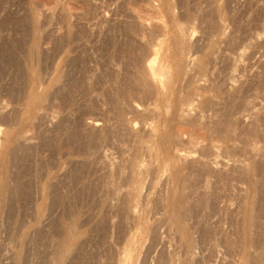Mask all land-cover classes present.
<instances>
[{
	"label": "rangeland",
	"instance_id": "obj_1",
	"mask_svg": "<svg viewBox=\"0 0 264 264\" xmlns=\"http://www.w3.org/2000/svg\"><path fill=\"white\" fill-rule=\"evenodd\" d=\"M174 15L179 20L174 18ZM139 21L146 24H143L145 27L140 26ZM160 22L167 25V31L166 25L163 26L165 31L158 28L157 24ZM178 26L184 35L193 32L191 37L185 38L186 46L182 45L184 49L178 43L180 40ZM159 44L163 45L164 55L170 65L175 68L178 64V68H182L178 71L175 68L176 73L174 72V79L172 78L176 82L175 86L181 87L174 96V98L178 96L179 100L172 99L170 89L166 88L169 92L166 93L165 89L167 95L165 97L170 100L164 102L160 99L158 91L152 90L154 87L151 88L152 85L146 82V77L143 79L144 66L152 60L151 53L153 54L157 48L160 49ZM175 44L183 50V55H186L184 58L182 56V59H179L178 53H175L176 50L179 51ZM139 65H142L141 68L144 67L142 68L144 71ZM141 72L144 73L140 74ZM198 93L202 96L199 97ZM186 104L191 106L190 109ZM204 104L207 106L204 107ZM179 107L187 108L188 111H184L183 108L180 110ZM191 108L193 111H190ZM175 110L178 115L175 114ZM182 111L185 114L190 111L192 116L190 119L194 117H198L196 120L200 121L203 119L202 124L195 122V118L191 119L190 128L192 130L193 124L198 123L199 126L195 125L196 129L194 128L192 132L199 130L201 133L198 134L199 137L202 135L204 139V136H207L206 141L210 135L214 141L212 139L210 143L211 140L210 142L208 140L207 145H215L217 153L219 152L218 155L215 153V156L217 155L215 157L213 152L215 149H211L213 146L211 145L210 151H207L209 146L203 144L202 138L199 139L200 144L204 145L202 147H207L203 149L209 152V154L203 152L208 156H202L206 163H209L207 167H203L207 168V171L195 169L197 170L195 175L203 172L199 177L190 173L189 170H192L190 165L180 163L182 169L189 166L185 173L195 177L194 181L191 176H187L190 182L192 180L199 184L202 180L200 182L202 184L196 183L195 187L191 184L192 188L186 189L187 194L192 192L188 195L191 205L193 204L191 214L194 217L188 220L192 233L190 240L193 242L189 247L188 239L180 235V230L176 228L178 226L171 223L166 212L168 207L164 204L165 196L168 195L171 186L169 171L165 173L163 168L157 166L158 160L161 161L162 158L166 160L173 157L170 162L177 163L173 151L179 147L175 146L177 143L180 146L186 144L187 136L190 137L191 132L188 135L185 133L186 137L183 138L178 132L184 125L189 124L188 119L187 123L183 117V120L181 119ZM26 117L31 118L30 126L24 122ZM263 118L264 0H0V128L4 130L0 136V148L4 140H7L4 137L10 136L8 133L12 130L25 133L28 139L17 145L13 151L10 169L1 167L0 163V193L3 192L4 195L2 198L0 194V214L3 211L0 215V264H120L124 256L122 252L130 248L129 240L136 237V247H132L133 250L130 248V252L134 253L137 248L138 253L139 246L140 251L146 254L145 256L143 252L138 253L141 255V259H138L141 262L138 264H246V262L259 264L260 260L263 263ZM219 121L221 123L217 126L216 122ZM95 122L98 125L101 123L98 128L94 127ZM130 122L134 126V133L127 127L131 125ZM200 124L204 128L209 127L208 130L204 129L208 133L202 131L203 127ZM153 128L157 133L153 134L155 132ZM211 129H214V132L210 133ZM165 132L169 135L172 133L173 138L179 135L182 140L185 138V142L181 139V143L174 141L176 145L172 143V154L160 151L158 157L162 154L159 157L161 159H156L148 151L153 141L163 143L162 135ZM151 133L156 138L151 136ZM224 134L226 138L223 137ZM254 142H257V145ZM229 143L232 146L228 147ZM143 144L148 147L145 149ZM146 153L149 154L148 157ZM163 154H167L165 158ZM128 162L133 165L130 166ZM133 162L136 163V167ZM255 166L257 168L259 166V169ZM145 167H149V170ZM252 167L259 170L254 171L256 176L254 172V175L250 174L251 176L247 173V169ZM154 168H158L159 171ZM142 169L144 172L147 170L146 175ZM8 171L11 175L9 180ZM2 173L6 174L5 182H8L11 188L4 185L5 176H2ZM138 175L140 177L138 179L147 176L144 177L140 204L133 208L140 216V210L136 208L141 209L142 206L141 216H138L142 217L141 220L148 209L149 212L146 214H150V217L145 214L142 225L145 223L146 225L143 226H139L135 220L132 221L134 218L128 209L129 194L138 180L135 178ZM149 182L152 184L148 185ZM253 182H256L258 187L256 185L253 189ZM8 196L10 197L7 198ZM253 201L256 202L255 207ZM144 202L147 208H144ZM198 203L201 206L204 204L202 208ZM246 210L251 212L250 216ZM246 217L247 223L249 221L255 223L250 225L244 223ZM244 224L248 226L245 228ZM140 228L143 231H140ZM252 237L254 241L256 239L258 241L254 242ZM245 241L249 244V254L245 253L246 256L244 254L246 249L242 250V244L247 248ZM141 244L148 245L149 250L146 245L143 249ZM69 245L73 247L67 249ZM243 259L246 260L245 263ZM131 261L128 260L127 264H132ZM136 261L133 262L136 264L138 262Z\"/></svg>",
	"mask_w": 264,
	"mask_h": 264
},
{
	"label": "bare ground",
	"instance_id": "obj_2",
	"mask_svg": "<svg viewBox=\"0 0 264 264\" xmlns=\"http://www.w3.org/2000/svg\"><path fill=\"white\" fill-rule=\"evenodd\" d=\"M155 2H156V1H155ZM157 2H158V1H157ZM159 3H160V2H159ZM167 3H168V5L171 7V5L169 4V1H168ZM167 3H166V4H167ZM121 4H122V3H121ZM154 4H155V3H154ZM124 5H125V3H124ZM161 5H162V4H161ZM128 6H129V5H128ZM156 6H157V5H156ZM169 6H167V7H169ZM170 7H169V9L172 8V7H171V8H170ZM149 8H150V6H149ZM152 8H153V7H152ZM156 9H157V8H156ZM156 9H155V10H156ZM128 10H129V9H128ZM172 10H173V9H172ZM174 10H176V8H175ZM157 11H159V10H157ZM170 11H171V10H170ZM170 11H169V12H170ZM153 12H154V9H153ZM127 13H128V12H127ZM134 13H135V12H134ZM137 14H138V13H137ZM158 14H159V12H158ZM132 15H133V14H132ZM175 15H176V14H175ZM175 15H174V18L176 17ZM133 16H134V15H133ZM159 17H160V16H159ZM171 17H172V16H171ZM132 18H134V17H132ZM138 18H139V17H138ZM176 18H177V17H176ZM140 19H141V18H140ZM156 19H158V18H156ZM177 19H178V18H177ZM159 20H160V19H159ZM163 20L165 21V18H164ZM178 20H179V19H178ZM178 20H177V21H178ZM141 21H142V20H141ZM154 21H156V20H154ZM161 21H162V20H161ZM139 22H140V21H139ZM156 22H157V21H156ZM154 23H155V22H154ZM164 23H165V22H164ZM136 24H137V23H136ZM143 24H144V23H143ZM143 24L140 22L139 25L142 26V27H143L144 25H146V24H144V25H143ZM147 24H148V23H147ZM175 24H176V23H175ZM178 24L180 25L181 22H180V23L178 22ZM178 24H177V25H178ZM157 25H158V28H159V29H160V28L163 29V26L166 25V24H163L162 22H160V23H158ZM177 25H175V26L177 27ZM140 26H139V27H140ZM147 26H148V25H147ZM182 26H184L183 23H182ZM144 27H145V26H144ZM152 28H153V27H152ZM152 28H151V29H152ZM178 28H179V29H178ZM178 28H177V29H178V32H180V33L178 34L180 40L177 39V41L179 40L178 43L181 45L182 49H184V48H185L184 46H186V44H184V42H185V40H186L185 38H188V36L191 37V34H192L193 32H192V33L189 32V33H190L189 35H186V34L184 35V32L181 30V27L178 26ZM142 29H143V28H142ZM145 29H146V28H145ZM161 29H160V30H161ZM182 29H183V28H182ZM139 30H140V28H139ZM154 30H155V29H154ZM167 30H168V29H167V25H166V31H167ZM179 30H180V31H179ZM183 30H185V28H184ZM189 30H190V29H189ZM157 31H159V30H157ZM163 31H165V30L163 29ZM175 31H176V30H175ZM187 31H188V29L186 30V32H187ZM194 33H195V32H194ZM158 34H159V32H158ZM187 34H188V33H187ZM192 35H193V34H192ZM158 36H159V35H158ZM163 38H164V37H163ZM183 39H184V40H183ZM173 40H174V39H173ZM187 41H188V40H187ZM188 42H190V40H189ZM193 42H195V41H193ZM160 43H161V42H160ZM178 43H177V44H178ZM186 43H187V42H186ZM162 44H163V42H162ZM162 44H159V45H161V47L159 46L160 49L157 48V49L154 50V51H153L154 48L152 49V51H153V54L151 53V55L153 56L152 60H151L148 64H147V61H146V64H147V65L144 64V65H145V66H144L145 68L142 67V68L145 69V71H144V69L141 68V66L143 65V64H142L143 62H141L140 64H142V65H141V66L139 65V66H140V69H142V70L145 72V74H144V76H143V79H145L144 77H146V82H148L150 85H152L151 88L154 87L152 90H154V89H155V91L157 90L158 93H159V95H161V98H160V99L163 100L164 102H166V101H168L167 99H169L168 97H165V95H166V94H165V89H166V88H167L168 90L170 89L171 96H170V94H169V96H170L172 99H174V100L178 99V98H177L178 96L175 97V98H174V96L177 95L176 93H177V91L179 90V88H181V87H179V86L177 85V86L179 87V88H177V87L175 86V83H176V82H174V80H173V79H174V78H173V75H174V72L176 73V71H175L176 69H175V68H177V71H178V70H182V68H181V67L178 68V64L176 65V67L174 66L175 68H173L172 65H170V63L166 60L167 57L164 55V52H163V49H164V48L162 47V46H163ZM166 44H167V43H166ZM183 44H184V46H182ZM164 45H165V44H164ZM157 46H158V45H156V47H157ZM175 46L177 47L178 45L175 44ZM191 46H193V45H191ZM176 47H175V50H176ZM183 47H184V48H183ZM173 48H174V47H173ZM177 48H179V51L176 50L175 53H178L177 55H178V57H180L179 59H182V56H183V58H184V56H186V55H183V54H184V52H182L183 50H180V46L177 47ZM187 48H188V47H187ZM192 48H193V47H192ZM166 49H167V48H166ZM171 49H172V48H171ZM189 49H191V47H190ZM186 50H187V49H186ZM186 50H184V51H186ZM2 51H3V50H2ZM152 51H151V52H152ZM191 51H192V50H191ZM206 51H207V50H206ZM143 52H145V51H143ZM186 52H187V51H186ZM5 53H6V51H5ZM147 53H148V52H147ZM173 53H174V52H173ZM190 53H192V52H190ZM201 53H202V52H201ZM141 54H143V53L141 52ZM188 54H189V52H188ZM212 54H213V53H212ZM148 55H149V54H148ZM201 55H202V54H201ZM203 55H204V54H203ZM206 55H207V54H206ZM1 56H2V55H1ZM152 56H151V57H152ZM172 56H173V55H172ZM141 57H142V55H141ZM151 57H149V58H151ZM188 57H189V56H188ZM188 57H187V59H188ZM192 57H193V55H192ZM143 58H144V57H143ZM175 58H176V56H175ZM175 58H174V59H175ZM146 59H147V58H146ZM191 59H192V58H191ZM196 59H197V58H196ZM207 59H208V58H207ZM209 59H210V58H209ZM136 60H137V59H136ZM143 60H144V59H143ZM188 60H189V59H188ZM188 60H187V61H188ZM200 60H201V58H200ZM200 60H199V61H200ZM190 61H191V60H190ZM196 62H197V61H196ZM196 62H195V63H196ZM208 62H209V60H208ZM137 63H138V61H137ZM178 63H180V62H178ZM188 63H189V62H188ZM190 64H191V63H190ZM192 64H193V62H192ZM192 64H191V65H192ZM196 64H198V63H196ZM196 64H195V65H196ZM198 65H199V64H198ZM201 66H203V65H201ZM206 66H207V65H206ZM194 67H195V66H194ZM199 67H200V66H199ZM186 68H187V67H186ZM207 68H208V67H207ZM135 69H136V68H135ZM140 69H139V70H140ZM196 69H197V68H196ZM196 69H195V70H196ZM195 70H194V72H195ZM200 70H201V68H200ZM200 70H199V71H200ZM203 70H204V69H203ZM207 70H208V69H207ZM136 71H137V70H136ZM186 71H187V72H190V70L188 71L187 69H186ZM144 72H143V73H144ZM187 72H185V73H187ZM196 72H197V71H196ZM205 72H206V71H204V74H205ZM143 73L141 72L140 74H143ZM190 73H191V72H190ZM192 73H193V71H192ZM208 73H209V71H208ZM195 74H196V73H195ZM195 74H194V76H196ZM209 74H210V73H209ZM134 75L136 76V74H134ZM138 75H139V74H138ZM200 75H201V74H200ZM139 76H140V75H139ZM197 76H198V75H197ZM205 76H207V75H205ZM207 77H208V76H207ZM209 77H210V76H209ZM134 78H136V77H134ZM139 78H141V77H139ZM172 78H173V79H172ZM187 78H188V77H187ZM198 78H199V76H198ZM200 78H201V77H200ZM203 78H204V77H203ZM143 79H142V81L144 82L145 80H143ZM190 79H191V78H190ZM192 79H193V75H192ZM136 81H137V79H136ZM183 81H184V80H183ZM194 81H195V80H194ZM203 81H204V80H203ZM211 81H212V80H211ZM146 82H145V84H147ZM181 82H182V80H181ZM187 82H188V81H187ZM190 82H192V81L190 80ZM190 82H189V84H190ZM195 82H196V81H195ZM184 83H185V82H183V84H184ZM206 83H207V82H206ZM133 84H134V83H133ZM137 84H138V83H137ZM149 84H148V86H149ZM187 84H188V83H187ZM193 84H194V83H193ZM199 84H200V83H199ZM199 84H198V85H199ZM203 84H204V83H203ZM203 84H202V85H203ZM198 85H196V86H198ZM211 85H212V84H211ZM137 86H138V85H136V87H137ZM141 86H142V85H141ZM143 86H144V85H143ZM145 86H146V85H145ZM186 86H187V85H186ZM193 86H194V85H193ZM196 86H195V87H196ZM206 86H207V85H206ZM206 86H205V87H206ZM133 87H134V86H133ZM136 87H135V88H136ZM183 87H184V86H183ZM190 87H191V86H190ZM198 87H199V86H198ZM207 87H208V86H207ZM212 87H213V86H211V88H212ZM145 88H146V87H145ZM145 88H144V89H145ZM187 88H189V87H187ZM196 88H197V87H196ZM200 88H201V87H200ZM202 88H203V87H202ZM202 88H201V89H202ZM132 89H133V88H132ZM149 89H150V88H149ZM149 89H148V90H149ZM167 89H166V90H167ZM182 89H183V88H182ZM182 89H181V90H182ZM185 89H186V88H185ZM193 89H194V88H193ZM201 89H199V90H201ZM203 89H204V88H203ZM129 90H130V88H129ZM168 90L166 91V93L169 92ZM206 90H207V89H206ZM209 90H210V89H209ZM212 90H213V89H212ZM132 91H133V90H132ZM145 91H146V90H145ZM150 91H151V90H150ZM150 91H147V93L150 92ZM171 91H172V92H171ZM183 91H185V90H183ZM188 91H189V89H188ZM202 91H203V90H202ZM135 92H136V91H135ZM195 92H197V89H196ZM198 92H199V91H198ZM154 93H155V92H154ZM156 93H157V92H156ZM201 93H202V92H201ZM201 93H198L199 97L202 96ZM203 93H204V92H203ZM125 94H126V93H125ZM128 94H129V93H128ZM131 94H132V93H130V95H131ZM138 94H139V93H138ZM149 94H150V93H149ZM149 94H148V95H149ZM195 94H197V93H195ZM204 94H206V92H205ZM204 94H203V95H204ZM211 94H212V93H211ZM126 95H127V94H126ZM139 95H140V94H139ZM145 95H146V94H145ZM152 95H153V93H152ZM155 95H157V94H155ZM179 95H180V94H179ZM214 95H215V94H214ZM123 96H124V94H123ZM127 96H129V95H127ZM142 96H143V95H142ZM166 96H167V95H166ZM186 96H187V95H186ZM193 96H194V95H193ZM205 96H206V95H205ZM205 96H203V97H205ZM35 97H36V96H35ZM153 97L155 98V96H153ZM153 97H152V98H153ZM180 97H181V96H180ZM203 97H202V98H203ZM217 97L219 98V96H217ZM33 98H34V95H33ZM128 98H129V97H128ZM128 98H127V99H128ZM183 98H185V97H183ZM183 98H182V99H183ZM186 98H187V97H186ZM193 98H194V97H193ZM195 98H196V97H195ZM34 99H35V98H34ZM37 99H40V98H37ZM149 99H150V98H149ZM189 99H190V98H189ZM199 99H200V98H199ZM213 99H214V98H213ZM41 100H43V98H41ZM41 100H39V101H40L41 103H43ZM155 100H156V99H155ZM169 100H170V99H169ZM178 100H179V99H178ZM195 100H196V99H195ZM195 100H193V101H195ZM157 101H158V100H157ZM157 101H156V102H157ZM182 101H183V100H181V102H182ZM197 101H200V100H197ZM153 102H154V100H153ZM168 102H169V101H168ZM188 102H189V100H188ZM188 102H187V103H188ZM209 102H210V101H209ZM213 102H214V101H213ZM218 102H219V101H218ZM38 103H39V102H38ZM172 103H173V101H172ZM179 103H180V102H179ZM190 103H192V100H191ZM196 103L198 104V102H196ZM219 103H220V102H219ZM164 104H166V103H164ZM183 104L185 105V103H183ZM194 104H195V103H194ZM194 104H193V105H194ZM199 104H200V103H199ZM199 104H198V105H199ZM32 105H33V104H32ZM157 105H158V103H157ZM161 105H162V103H161ZM168 105H169V104H167V106H168ZM217 105H218V104H217ZM163 106H164V105H163ZM169 106H170V105H169ZM182 106H183V105H182ZM186 106H187V104H186ZM202 106H203V105H202ZM202 106H201V107H202ZM205 106H207V105L204 104V107H205ZM134 107H135V106H134ZM189 107H191V106H190V105L187 106V108H189ZM193 107H194V106H193ZM201 107H200V108H201ZM132 108H133V107H132ZM162 108H163V107H162ZM164 108H165V107H164ZM171 108H173V106H172ZM171 108H170V109H171ZM182 108H183V107H182ZM182 108H181V109H182ZM187 108H186V109L183 108V110H184V111H188ZM200 108H199V109H200ZM213 108H215V107H213ZM155 109H156V108H155ZM160 109H161V108H160ZM168 109H169V108H168ZM179 109H180V107H179ZM181 109H180V110H181ZM189 109H190V108H189ZM191 109H192V110H190V111H193V108H191ZM197 109H198V108H197ZM197 109H196V110H197ZM171 110H172V109H171ZM196 110H195V111H196ZM207 110H208V109H207ZM164 111H165V110H164ZM166 111H167V107H166ZM172 111H173V110H172ZM176 111H177V110H175V114L178 115V113H176ZM190 111H189V113L186 112V114L182 111L183 113H182V112H181V113H182L184 116H183V115L181 116V114L179 113V117L181 116V119H182V120H183V118H184L185 122H186V120L188 119L187 122H188V123L191 122V124H192L191 119H194L195 117L190 119V117H192V116H190V115H191ZM197 111H198V110H197ZM35 112H36V111H35ZM149 112H150V111H149ZM156 112H158V111L156 110ZM161 112H162V111H161ZM201 112H203V111H202V108H201ZM206 112H207V111H206ZM31 113H32V112H31ZM158 113H159V112H158ZM165 113H166V112H165ZM169 113H170V111H169ZM254 113H255V112H254ZM29 114H30V113H29ZM159 114H160V113H159ZM175 114H174V115H175ZM195 114H196V113H195ZM195 114H193V115H195ZM198 114L200 115V111H199ZM198 114H196V115L198 116ZM201 114H202V113H201ZM209 114H210V113H209ZM218 114H219V113H218ZM24 115H25V114H24ZM168 115H169V114H168ZM27 116H28V115H27ZM29 116H31V115H29ZM207 116L209 117V115H207ZM250 116L252 117V115H250ZM250 116H249V117H250ZM32 117H33V116H32ZM158 117H159V116H158ZM182 117H183V118H182ZM200 117H202V116H200ZM218 117H219V116H218ZM254 117H255V116H254ZM26 118H27V119H26V120L24 119V122H25V123H28L29 126H30V125H31V118H29V117H26ZM34 118H35V117H34ZM34 118H32V119H33V122H34ZM152 118H154V117L152 116ZM159 118H160V117H159ZM163 118H164V117H163ZM171 118H172V117H171ZM173 118H174V117H173ZM196 118H198V117H196ZM196 118H195V122H200V123H201V121L203 120L202 118H200V119H202V120L200 121V120L197 119V120H198V121H197ZM204 118H205V117H204ZM212 118H213V117H212ZM178 119H180V118H178ZM181 119H180V121H181ZM189 119H190V121H189ZM207 119H208V118H207ZM214 119H215V118H214ZM263 119H264V118H263ZM20 120H21V119H20ZM35 120H36V119H35ZM157 120H158V119H157ZM165 120H167V119H165ZM222 120H223V119H222ZM169 121H170V120H169ZM172 121H173V120H172ZM256 121H257V120H256ZM262 121H263V120H262ZM262 121H261V122H262ZM154 122H155V121H154ZM181 122H182V121H181ZM185 122H184V123H185ZM187 122H186V123H187ZM193 122H194V120H193ZM208 122H209V121H208ZM254 122H255V121H254ZM254 122H253V123H254ZM34 123H35V122H34ZM34 123H33V125H34ZM95 123H96V122H95ZM125 123H126V122H125ZM131 123H132V122H130V124H131ZM168 123H169V122H168ZM171 123H172V122H171ZM212 123H213V122H212ZM216 123H217V126H219L218 123L220 124L221 122L219 121V122H216ZM216 123H215V124H216ZM28 124H26V125H28ZM100 124H101V123H99V125H100ZM123 124H124V123H123ZM154 124H155V123H154ZM157 124H158V123H157ZM164 124H166V122H164ZM191 124H190V123H189V124H186L187 127H186L185 125L182 127V125H181L182 128H181L180 130H179V127H178L179 124L177 125L178 130H179V131H178L179 134H180L181 136L183 135L182 138H183V137H186V135H188V134L191 132V133L189 134L190 137L188 138V136H187V139H189V140L186 139L187 142H185V140H184L185 138L182 140V138H180L179 135H178L177 137H175V138H177V139H175V138H173V137L171 136L172 133L169 135V133L165 132V134L162 135V136H163V140H164L162 144L156 142V140L153 141V140L151 139L154 143L151 142V143H153V145L150 146V147H151V148H150V151H148V149H147L148 153L151 152V155L155 156L156 159H158V158L161 157V155H162V154H160V156L158 157V154H159L160 151H166L167 154H169V153L172 154V153H171V146H172L173 144L176 145V143H175L174 141H176V142H180V143H181V140H182V141H184V142L186 143V144H184V143L182 142L183 145L181 144V146H180L179 143H177V146H175V148H176V147H179L178 150H177V148H176V151H173V149H172V151L175 152V156H176L175 158H177V161H178L177 163H174V162H172V161L170 162V159L173 158V157H172V158H166V160H164L163 158H162L163 160H162L161 158H159V159H161V161L158 160L159 165H158L157 163H156V164H157V166H158L159 168H163V170H164L163 172H165V171H169V175H170L169 180H170V182H171V186H170L169 189H168V195L165 196V197H166V198H165V199H166V203H164L165 201H164L163 203L166 204L167 207H168V209H167L168 211L166 210V212H167V215H168V217H169V220L172 221L171 223H173V224H175L176 226H178V227H176V228H178V230H180V231H179V232H181L180 235H182L183 238L185 237L186 239H188V240H187V241H188V242H187V244H188L187 247H189V245H190L191 242H192V241L190 240V239H191V235H190V234H192V233H190V229H189L190 226H188V224H189L190 222L188 223V220L190 221V217H191V219L194 218V217H193L192 214H191V213L193 212V211H192V207H193L192 205H193V204L191 205V203H190L191 200L189 199V198H190L189 195H190V192H191V191L188 192V194H189V195H188L186 189H189V190H190V189L192 188V185H191V184H193V186H194V185H196L197 182H196V183L194 182V181H195V180H194V178H195L194 176L192 177L190 174L185 173V169H186V168H185V169H182L183 166H182V168H181V165H182V164L190 165V169H192L193 171H194L195 169H198V168H199V169H202V170H200V171H203L204 169L207 171V168H204V169H203V167H207V165H208L209 163H206V159H203L202 156L205 157V156L207 155V154H203V152H205L206 150H207V151H210L209 148H210V146H211L212 144H211L210 146L207 145V141L209 140L208 142H210V140H211L210 143H212V139H213V138H211V136L209 135L210 139H209V137H208V139H207V141H206L205 138H206L207 136H206V137L204 136V139H203V136L201 135V138L203 139V140H201V141L206 142V143L203 142V144L206 145V146H209V147H208L209 150L206 149V148H207L206 146H205V147H202V146H204V145H203V144H200V140H199V139H201V138L199 137V135L201 134V133H199L200 131H199V130H196V131H194V133L192 132L193 129L195 128L194 126H195V125H196V126H199V125H197L198 123H197V124L195 123V125L193 124V129L191 130V128H190V126H192ZM201 124H202V123H201ZM201 124H200V126H201ZM206 124H207V123H206ZM223 124H224V121H223ZM223 124H222V125H223ZM23 125H24V124H23ZM33 125H32V127H33ZM99 125L96 123V124H94V127H97V128H98ZM134 125H135V124H134ZM171 125H173V124H171ZM203 125L205 126L204 122H203ZM212 125H213V124H212ZM256 125H257V124H256ZM154 126H155V125H154ZM157 126H158V125H157ZM159 126H160V125H159ZM159 126H158V127H159ZM204 126H201V127H203V130H202V129H201V130H202V131H206V133H208L207 130H208L209 127L204 128ZM217 126H216V127H217ZM22 127H23V126H22ZM27 127H28V126H27ZM32 127H31V128H32ZM91 127H93V126H91ZM127 127H129V131H131V132L134 133L135 130H134V126H133L132 124L129 125V126H127ZM148 127H149V126H148ZM161 127H162V126H161ZM164 127H166V125H165ZM177 127H176V129H177ZM201 127H199V129H200ZM210 127H212V126H210ZM223 127H224V126H223ZM258 127H259V126H258ZM123 128H124V127H123ZM162 128H163V127H162ZM13 129H14V128H13ZM32 129H33V128H32ZM135 129H137V128H135ZM153 129H154V128H153ZM156 129H157V127H156ZM156 129H154L155 132H154L153 134L157 133V132H156ZM195 129H196V128H195ZM197 129H198V127H197ZM204 129H207V130H204ZM214 129H215V128H214ZM214 129H213V130H214ZM232 129H233V128H232ZM253 129H254V128H253ZM20 130H21V129H20ZM30 130H31V129H30ZM99 130H100V129H99ZM103 130H104V129H103ZM213 130L211 129L210 133H211ZM215 130H216V129H215ZM220 130H221V129H220ZM257 130H258V129H257ZM3 131H4V130H3L2 128H0V136L2 135ZM22 131H23V130H22ZM104 131H105V130H104ZM163 131H164V130H163ZM163 131H162V132H163ZM169 131H170V130H169ZM217 131H218V130H217ZM217 131H216V132H217ZM20 132H21V131H19V132H13V130H12V131H10V133H8L10 136H7V137H9V138L4 137V138L7 139V140H4L5 142L3 143V145H2L1 148H0V163H1V167H8V168L10 169L9 163L11 162V158L13 157V156H12V153H14L13 151H15L17 145L19 146V145L22 144L24 141L26 142V140H28L27 137H26L27 135H25V133H20ZM127 132H128V131H127ZM138 132H140V131H138ZM145 132H146V131H145ZM149 132H152V131H149ZM213 132H214V131H213ZM223 132H224V131H223ZM147 133H148V132H147ZM185 133H187V134L184 136ZM203 133H204V132H203ZM203 133H202V134H203ZM218 133H219V132H217V134H218ZM220 133H221V132H220ZM140 134H141V133H140ZM151 134H152V133H151ZM151 134H150V135H151ZM153 134H152L151 136H154V137L156 138V136L153 135ZM177 134H178V133H177ZM198 134H199V135H198ZM213 134H214V133H213ZM222 134H223V133H222ZM226 134H227V132H226ZM231 134H232V133H231ZM255 134H256V133H255ZM3 135H4V134H3ZM29 135H30V137L32 136L31 132H30ZM134 135H135V134H134ZM204 135H205V134H204ZM207 135H208V134H207ZM211 135H212V134H211ZM214 135H215V134H214ZM214 135H213V136H214ZM219 135H221V134H219ZM174 136H176V135H174ZM213 136H212V137H213ZM230 136H231V135H230ZM30 137H29V138H30ZM148 137H149V136H148ZM154 137H153V138H154ZM214 137H216V136H214ZM220 137H221V136H220ZM223 137L226 138V137H225V134H224ZM138 138H139V137H138ZM143 138H144V137H143ZM145 138H146V137H145ZM157 139H158V138H157ZM180 139H181V140H180ZM217 139H218V138H217ZM0 140H1V139H0ZM138 140H140V139H138ZM143 140H145V139H143ZM147 140H148V139H147ZM149 140H150V139H149ZM236 140H237V139H236ZM2 141H3V140H2ZM158 141L160 142V141H161V138H160ZM213 141H214V139H213ZM215 141H216V140H215ZM220 141H221V139H220ZM231 141H232V140H231ZM231 141H230V142H231ZM253 141H254V140H253ZM140 142H141V141H140ZM250 142H251V141H250ZM142 143H143V142H142ZM142 143H140V144H142ZM144 143H146V141H145ZM172 143H173V144H172ZM210 143H209V144H210ZM219 143H220V142H219ZM231 143H232V142H231ZM234 143H235V142H234ZM254 143H255V142H254ZM24 144H25V143H24ZM147 144H148V143H147ZM178 144H179V146H178ZM220 144H221V143H220ZM232 144H233V143H232ZM255 144L257 145V142H256ZM255 144H253V145H255ZM143 145H144V144H143ZM149 145H150V144H149ZM184 145H185V147H184ZM221 145H222V144H221ZM235 145H236V144H235ZM144 146H145V145H144ZM212 146H213V148H211V149L214 150V149H215V145H212ZM230 146H232V145H230V143H229V146H228V147H230ZM21 147H24V146H21ZM141 147H142V146H141ZM146 147H148V145L145 146L144 148L146 149ZM181 147H184V149L181 148ZM216 147H219V146H216ZM222 147H223V146H222ZM222 147H221V148H222ZM236 147H237V146H236ZM144 148H143V149H144ZM203 148H205L206 150L203 149ZM223 148H224V147H223ZM232 148H233V147H232ZM234 148H235V147H234ZM250 148H251V147H250ZM259 148H260V147H259ZM145 149H144V150H145ZM202 149H203L204 151H202ZM218 149L221 150L220 148H218ZM246 149H247V148H246ZM18 150H20V148H19ZM22 150H23V149H22ZM139 150H140V149H139ZM200 150H201V151H200ZM213 150H212V151H213ZM224 150H225V148H224ZM262 150H263V149H262ZM140 151H142V150H140ZM199 151H200V152H199ZM207 151H206V152H207ZM212 151H211V152H212ZM247 151H249V150L247 149ZM250 151H251V149H250ZM253 151H254V150H253ZM19 152H20V151H19ZM27 152H28V150H27ZM136 152H137V151H136ZM142 152H143V151H142ZM144 152H146V151H144ZM201 152H202V153H201ZM213 152H214V156H215V153H216L217 155L219 154V152L217 153V150H216V149H215ZM233 152H234V151H233ZM242 152H244V151L242 150ZM251 152H252V151H251ZM254 152H255V151H254ZM148 153H146V154H147V157H148V155H149ZM152 153H153V154H152ZM207 153L209 154V152H207ZM249 153H250V152H249ZM249 153H247V154H249ZM255 153H258V152H255ZM142 154H144V153H142ZM142 154H141V156H142ZM167 154H165V155L163 154V155H164L163 157L165 158V156H166ZM170 154H169V155H170ZM197 154H198V155H197ZM200 154H203V155H200ZM211 154H212V153H211ZM228 154H229V153H228ZM13 155H14V154H13ZM199 155H200V156H199ZM217 155H216V156H217ZM221 155H222V154H221ZM251 155H252V154H251ZM253 155H254V154H253ZM258 155H259V154H258ZM261 155H262V153H261ZM261 155H259V156H261ZM133 156H134V155H133ZM139 156H140V153H139ZM207 156H208V155H207ZM216 156H215V157H216ZM247 156H249V155H247ZM134 157H137V156H134ZM144 157H145V155H144ZM155 157H154V158H155ZM167 157H168V156H167ZM169 157H170V156H169ZM244 157H245V156H244ZM250 157H251V156H250ZM152 158H153V157H152ZM154 158H153V159H154ZM217 158H218V157H217ZM137 159H138V157H137ZM150 159H151V158H150ZM251 159H252V158H251ZM251 159H250V160H251ZM138 160H139V159H138ZM146 160H147V159H146ZM175 160H176V159H175ZM223 160H224V159H223ZM232 160H233V159H232ZM128 161L130 162V160H128ZM133 161H134V160H133ZM150 161H151V160H150ZM153 161H154V160H153ZM211 161H213V160H211ZM253 161H254V160H253ZM258 161H259V160H258ZM12 162H13V161H12ZM129 162H128V163H129ZM147 162H148V161H147ZM218 162H220V161H218ZM222 162H223V161H222ZM235 162H236V161H235ZM241 162H242V161H241ZM248 162H249V161H248ZM254 162H255V161H254ZM133 163H134V162H133ZM152 163L154 164V162H152ZM152 163H151V164H152ZM180 163H181V165H180ZM210 163H211V162H210ZM249 163H250V162H249ZM129 164H130V163H129ZM135 164H136V163H134V165H135ZM137 164H138V162H137ZM145 164H146V162H145ZM220 164H221V163H220ZM227 164H228V163H227ZM234 164H235V163H234ZM256 164H257V162H256ZM260 164H261V163H260ZM10 165H11V164H10ZM13 165H14V164H13ZM131 165H133V164H130V166H131ZM231 165H232V164H231ZM244 165H245V164H244ZM248 165H249V164H248ZM257 165H258V164H257ZM141 166H142V165H141ZM147 166H148V164H147ZM152 166H153V165H152ZM152 166H151V167H152ZM191 166H192V167H191ZM253 166H254V165H253ZM13 167H14V166H13ZM135 167H136V165H135ZM154 167H156V165H155ZM186 167H187V166H186ZM201 167H202V168H201ZM218 167H219V166H218ZM246 167H247V166H246ZM250 167H251V165H250ZM255 167H256V166H255ZM255 167H254V168L252 167V168H250V169H247V173H249V175H250L251 173L254 175V173H255V176H256V175H257L256 172H259V170H257V169H259V166H258V168L256 167L257 169H256ZM8 168H7V169H8ZM145 168H146V167H145ZM147 168H148V170H149V167H147ZM147 168H146V169H147ZM9 169H8V170H9ZM143 169H144V168H143ZM143 169H142L141 171H143ZM146 169H145V170H146ZM156 169H158V168H156ZM156 169L154 168V170H156ZM188 169H189V166H188V168L186 169V171H188ZM209 169H210V167H208V170H209ZM231 169H232V168H231ZM231 169H230V170H231ZM1 170H2V169H1ZM4 170H5V168H4ZM154 170H153V171H154ZM192 170H189L190 173H191V174H192V173H193V174H194V173L196 174V171H197V170H195V172H191ZM205 170H204V171H205ZM212 170H213V169H212ZM220 170H221V169H220ZM226 170H227V169H226ZM230 170H229V171H230ZM235 170H236V169H235ZM241 170H242V168H241ZM255 170H257V171L254 172ZM146 171H147V170H146ZM146 171H145V172H146ZM158 171H159V169H158ZM161 171H162V170H160V172H161ZM198 171H199V170H198ZM204 171H203V172H204ZM2 172H3V171H2ZM4 172H5V171H4ZM4 172H3V173H4ZM11 172H12V171H11ZM143 172H144V171H143ZM145 172H144V173H145ZM154 172H156V171H154ZM203 172H201V173H203ZM210 172H211V171H210ZM253 172H254V173H253ZM3 173H2V176H5V179H4V182H5V181H7V180H6V174L3 175ZM7 173H8L7 175H10V174H9V173H10L9 171H8ZM137 173H138V172H137ZM165 173H166V172H165ZM167 173H168V172H167ZM198 173H199V174H198ZM198 173H197V175H195V174H194V175L199 177V175H200L201 173H200V172H198ZM207 173H208V172H206V174H207ZM211 173H212V172H211ZM222 173H223V172H222ZM239 173H240V172H239ZM241 173H242V172H241ZM245 173H246V172H245ZM135 174H136V171H135ZM140 174H143V173L140 172ZM147 174H148V173H147ZM149 174H150V173H149ZM151 174H152V172H151ZM155 174H156V173H155ZM217 174H218V173H217ZM228 174H229V173H228ZM230 174H231V173H230ZM234 174H235V173H234ZM145 175H146V173H145ZM159 175H160V174H159ZM161 175H163V174H161ZM203 175H205V174H203ZM224 175H225V174H224ZM249 175H248V176H249ZM134 176H135V175H134ZM148 176H149V175H148ZM157 176H158V174H157ZM157 176H156V177H157ZM187 176H191V177L193 178L194 181L191 180V182H192V183H191V182H190V178H188ZM201 176H202V175H201ZM212 176H214V175H212ZM228 176H229V175H228ZM243 176H245V175L243 174ZM250 176H251V175H250ZM255 176H254V177H255ZM9 177H10V179H11V175L7 177L8 180H9ZM142 177H143V179H138V178H140L139 175H138V177H135V178H137L138 180L135 181V182H136V184H134L135 186L132 184V186H134V187L131 188V191L129 190V191H130V194H129V196H130V200H129V201H130V202H129V204H128V205H129V208H128V209L130 210V213H131L132 217L134 218V219H132V221H134V220L137 221L136 223H138L139 226L146 225V223L142 225V223H143L142 220L144 219V217H145L146 215H149L148 217H150V214H146V212H147V213L149 212V211H147V210H148V209H147V210H145V211H146V212H145L146 215L144 214V217H143V219L141 220L142 217H141V218H139V217L141 216V211H142L141 209H142V206H141V209H140V207H139V208H138V207L136 208V210H138V209L140 210V216H139L137 213H135V211H134V209H133L134 207H136V206H138V205L140 204V200H141V198H142L141 196H143V195L141 194V192H143V191H142V186L144 185V183H143V181L145 180L144 177L146 178L147 176H142ZM161 177H162V176H161ZM161 177H160V178H161ZM166 177H167V175H166ZM166 177H165V178H166ZM168 177H169V176H168ZM203 177H204V176H203ZM203 177H201V179H202ZM246 177H247V176H246ZM254 177H252V178H254ZM132 178H133V177H132ZM192 178H191V179H192ZM196 178H197V177H196ZM221 178H222V177H221ZM252 178H251V179H252ZM255 178H256V177H255ZM255 178H254V179H255ZM2 179H3V178H2ZM148 179H149V178H148ZM188 179H189V180H188ZM198 179H199V178H198ZM198 179H196V180L198 181ZM214 179H215V178H214ZM218 179H219V178H218ZM244 179H245V178H244ZM133 180H134V179H133ZM154 180H155V178H154ZM157 180H158V179H157ZM162 180H163V179H162ZM169 180H168V181H169ZM225 180H226V179H225ZM2 181H3V180H2ZM151 181H152V179H151ZM168 181H167V182H168ZM201 181H202V180H201ZM201 181H200V182H201ZM211 181H212V180H211ZM217 181H218V180H217ZM221 181H222V180H221ZM251 181H252V180H251ZM254 181L258 182V180H256V179H255ZM152 182H153V181H152ZM152 182H149L148 185H149L150 183L152 184ZM157 182H158V181H157ZM200 182H199V184H202V183H200ZM203 182H204V181H203ZM205 182H206V181H205ZM213 182H214V180H213ZM223 182H224V181H223ZM225 182H227V181H225ZM228 182H229V181H228ZM247 182H248V181H247ZM256 182H253V183L255 184ZM5 183H6V182H5ZM11 183H12V182H11ZM11 183H10V184H11ZM145 183H147V182H145ZM154 183H156V182L154 181ZM160 183H161V181H160ZM8 184H9V183L7 182V183L4 184V185L9 186ZM157 184H159V183H157ZM157 184H155V185H157ZM197 184H198V183H197ZM199 184H198V185H199ZM203 184H205V183H203ZM211 184H212V183H211ZM229 184H230V183H229ZM254 184H252V185H253V189H254V186L257 185V184H255V185H254ZM4 185H3V187H5ZM214 185H215V184H214ZM7 186H6V187H7ZM145 186H146V185H145ZM168 186H169V185H168ZM220 186H221V185H220ZM228 186H229V185H228ZM6 187H5V188H6ZM9 187L11 188V186H9ZM157 187H159V186H157ZM164 187H165V186H164ZM164 187H163V188H164ZM194 187H195V186H194ZM215 187H216V186H215ZM223 187H224V186H223ZM225 187L227 188V186H225ZM251 187H252V186H251ZM257 187H258V185H257ZM10 188H9V190H10ZM153 188H154V185H153L152 189H153ZM161 188H162V187H161ZM199 188H200V187H199ZM199 188H198V190H199ZM255 188H256V187H255ZM144 189H145V188H144ZM147 189H149V188H147ZM147 189H146V190H147ZM150 189H151V188H150ZM156 189H157V188H156ZM196 189H197V188H196ZM212 189H213V188H212ZM218 189H221V188H218ZM249 189H251V188H249ZM160 190H161V189H160ZM162 190H163V189H162ZM162 190H161V191H162ZM189 190H188V191H189ZM194 190H195V188H194ZM198 190H197V191H198ZM225 190H226V189H225ZM255 190H256V189H255ZM257 190H259V189H257ZM257 190H256V191H257ZM2 191H3V188H2ZM152 191L154 192V190H152ZM155 191H156V190H155ZM197 191H196V192H197ZM200 191H202V190H200ZM204 191H205V190H204ZM204 191H202V192H204ZM220 191H221V190H220ZM226 191H227V190H226ZM4 192H5V191H4ZM149 192H151V191H149ZM149 192H148V193H149ZM163 192H164V190H163ZM165 192H166V191H165ZM223 192H224V191H223ZM230 192H231V190H230ZM249 192H250V195H251V190H250ZM254 192H255V191H254ZM254 192H252V193H254ZM2 193H3V192H2ZM2 193H0L1 196L3 195ZM11 193H12V192H11ZM151 193H152V192H151ZM151 193H150V195H151ZM191 193H192V192H191ZM208 193H209V192H208ZM211 193H212V192H211ZM4 194H5V193H4ZM8 194L10 195V192H8ZM12 194H13V193H12ZM143 194H144V193H143ZM153 194H154V193H153ZM156 194H157V193H156ZM166 194H167V192H166ZM214 194H215V193H214ZM217 194H218V193H217ZM217 194H215V195H217ZM221 194H222V193H221ZM248 194H249V193H248ZM158 195H159V192H158ZM200 195H201V194H200ZM206 195H207V194H206ZM244 195H245V194H244ZM250 195H249V196H250ZM255 195H256V194H255ZM3 196H4V195H3ZM3 196H2V198H3ZM5 196H6V195H5ZM10 196H11V195H10ZM10 196H8L7 198H9ZM145 196H146V195H145ZM155 196H156V195H155ZM202 196H205V195H202ZM221 196H222V195H221ZM221 196H220V197H221ZM230 196H232V195H230ZM161 197H163V196H161ZM191 197H192V196H191ZM215 197H216V196H215ZM247 197H248V196H247ZM145 198H146V197H145ZM149 198H150V197H149ZM204 198H205V197H204ZM207 198H208V197H207ZM210 198H211V197H210ZM217 198H218V197H217ZM249 198H250V197H249ZM249 198H248V199H249ZM252 198H254V200H255V196L253 197V195H252ZM128 199H129V197H128ZM146 199H147V198H146ZM162 199H164V198H162ZM162 199H161V200H162ZM191 199H192V198H191ZM256 199H258V198H256ZM6 200H7V199H6ZM6 200H5V201H6ZM126 200H127V199H126ZM126 200H125V201H126ZM149 200H150V199H149ZM149 200H147V201L149 202ZM153 200H154V199H153ZM159 200H160V199H159ZM199 200L201 201V198H200ZM199 200H198V201H199ZM204 200H205V199H204ZM209 200H210V199H209ZM218 200H220V199H218ZM252 200H253V199H252ZM194 201H195V200H194ZM202 201H203V199H202ZM213 201H215V200H213ZM246 201H247V200H246ZM255 201H256V200H255ZM141 202H142V201H141ZM195 202H196V201H195ZM208 202H209V201H208ZM218 202H219V201H218ZM248 202H249V201H248ZM253 202H254V201H253ZM4 203H5V202H4ZM126 203H127V202H126ZM156 203H157V202H156ZM192 203H194V202H192ZM199 203H200V202H199ZM199 203H198V204H199ZM203 203L206 204V201H205V202L203 201ZM203 203H202V204H203ZM251 203H252V202H250V204H251ZM255 203H256V202H254V203H252V204L254 205ZM148 204H149V203H148ZM200 204H201V203H200ZM200 204H199V205H200ZM214 204H215V203H214ZM252 204H251V205H252ZM156 205H157V204H156ZM194 205H195V204H194ZM203 205H204V204H203ZM203 205H202V206H203ZM208 205H210V204H208ZM215 205H216V204H215ZM245 205H246V204H245ZM251 205H250V207H251ZM144 206H145V202H144ZM144 206H143V207H144ZM146 206H147V204H146ZM146 206H145L144 208H147ZM197 206H198V205H197ZM197 206H196V207H197ZM200 206H201V205H200ZM202 206H201V208H202ZM212 206H213V205H212ZM246 206H247V205H246ZM148 207H149V206H148ZM196 207H195V208H196ZM248 207H249V206H248ZM248 207H247V209H248ZM253 207H255V205H254ZM149 208H150V207H149ZM195 208H194V209H195ZM201 208H200V209H201ZM196 209H197V208H196ZM210 209H211V208H210ZM241 209H242V208H241ZM251 209H252V208H251ZM254 209H255V208H254ZM254 209H253V210H254ZM206 210H207V209H206ZM248 210H249V209H248ZM210 211H211V210H210ZM2 212H3V211H2ZM2 212H1V214H2ZM136 212H137V211H136ZM138 212H139V211H138ZM143 212H144V211H143ZM150 212H151V211H150ZM200 212H201V211H200ZM246 212H247V210H246ZM252 212H253V214H254V211H252ZM1 214H0V215H1ZM193 214H194V213H193ZM249 214H251V212H247V215H248V216H250ZM142 215H143V214H142ZM167 215H166V216H167ZM247 215H246V216H247ZM254 215H255V214H254ZM138 216H139V217H138ZM196 216H197V215H196ZM252 216H253V215H252ZM252 216H251V218H252ZM1 218H2V217H1ZM151 218H152V217H151ZM151 218H150V219H151ZM195 220H196V219H195ZM247 220H248V219H247V217H246V218L244 219L243 222L245 223ZM251 220H252V219H251ZM253 220H254V219H253ZM146 221H147V220H146ZM146 221H145V222H146ZM255 221H256V220H255ZM149 222H152V221H149ZM192 222H193V220H192ZM249 222H250V221H249ZM249 222H248V223L246 222V223L249 224V225H250L251 223H255L254 221L251 222V223H249ZM134 223H135V222H134ZM242 224H243V223H242ZM247 224H244L245 228H246V225H247ZM147 225H148V224H147ZM171 225H172V224H171ZM139 226H138V227H139ZM241 226H242V225H241ZM247 226H248V225H247ZM252 227H253V226L251 225V228H252ZM254 227H256V226L254 225ZM143 228H144V227H143ZM249 228H250V227H249ZM251 228H250V230H251ZM140 229H141L140 231H143L142 228H140ZM146 229H147V228H146ZM150 229H151V228H150ZM247 229H248V227H247ZM247 229H246V230H247ZM253 229H254V228H252V231H253ZM148 230H149V229H148ZM148 230H147V233H148ZM151 230H152V229H151ZM178 230H177V231H178ZM244 230H245V229H244ZM255 230H256V228H255ZM150 232H152V231H150ZM247 232H248V230H247ZM247 232H246V234L249 233V232H248V233H247ZM250 232H251V231H250ZM243 234H244V232H243ZM250 234H251V233H250ZM250 234H249V235H250ZM143 235H144V234H143ZM178 235H179V234H178ZM183 235H184V236H183ZM252 235H253V234H252ZM144 236H145V235H144ZM148 237H149V236H148ZM246 237L248 238L249 236L246 235ZM254 237H255V236H254ZM136 238H137V237H136ZM136 238H135V239L133 238V239L129 240L130 242H129V245H128V246H129L130 248H132V247H136V243H137V242L135 241V240H137ZM138 238H139V237H138ZM183 238H182V239H183ZM241 238H242V237H241ZM247 238H246V239H247ZM252 238H253V237H252ZM143 239H144V238H143ZM146 239H148V238L146 237ZM192 239H193V237H192ZM239 239H240V238H239ZM243 239H245V238L243 237ZM250 239H251V238H250ZM250 239H249V240H250ZM251 240H252V239H251ZM251 240H250V241H251ZM256 240H257V239H256ZM256 240H255V241H256ZM145 241H147V240H145ZM253 241H254V238H253ZM255 241H254V242H255ZM257 241H258V240H257ZM183 242H184V241H183ZM185 242H186V241H185ZM247 242H248V240H247ZM141 243H142V241H141ZM241 243H242V242H241ZM248 243H249V242H248ZM257 243H258V242H257ZM257 243H253V242H252V244H257ZM185 244H186V243H185ZM192 244H193V242H192ZM235 244H236V243H235ZM239 244H240V243H239ZM245 244H246L247 248H245V247L243 246V244H242V247H243L242 250H245V249H246L245 252H244V254H245V253H246V254H247V253L249 254V250H248V248H249L248 245H249V244H247L246 241H245ZM245 244H244V245H245ZM137 245H138V244H137ZM145 245H146V244H144V246H145ZM194 245H195V244H194ZM237 245H238V244H237ZM240 245H241V244H240ZM250 245H251V243H250ZM71 246H72V245H71ZM71 246L69 245L68 247H67V246H66V247H67V249H68V248H70ZM141 246H143V245L141 244ZM144 246L142 247L143 249H144ZM251 246H253V245H251ZM255 246H256V245H255ZM72 247H73V246H72ZM148 247H149V246L146 245V248H147V249H148ZM187 247H185V248H187ZM240 247H241V246H240ZM125 248H126V247H125ZM130 248L124 249L125 252H124V253L122 252V254H123L124 256L122 255V256H123V259L121 258V259H122V262H120V264H127V263H128V260H130V259L132 260V261H131L132 264L134 263V262H133L134 260H135V261H136V260L138 261V262L136 261V262H137L136 264L139 263L140 260H138V259H141V258H140L141 255H139L138 253L141 252V254H142V252H143V251H140V250H141V249H140L141 247L138 246V248H139L138 253H136V252H137V248L134 250V251H135L134 253H133V251L130 252ZM146 248H145V249H146ZM192 248H193V247H192ZM70 249H71V248H70ZM143 249H142V250H143ZM193 249H194V248H193ZM193 249H192V250H193ZM251 249H252V248H251ZM251 249H250V250H251ZM253 249H254V248H253ZM253 249H252V250H253ZM73 250H74V249H73ZM73 250H72V251H73ZM132 250H133V248H132ZM148 250H149V249H148ZM185 250H186V249H185ZM252 250H251V251H252ZM255 250H256V249H255ZM182 251H183V249H182ZM251 251H250V253H251ZM183 252H184V251H183ZM241 252L243 253V251H241ZM253 252H254V251H253ZM253 252H252V253H253ZM132 253H133V254H132ZM148 253H149V252H148ZM238 253H239V252H238ZM242 253H241V254H242ZM261 253H262V251H261ZM62 254H63V253H62ZM66 254H68V253H66ZM137 254H138V255H137ZM143 254H145V252H143ZM241 254H240V255H241ZM246 254H245V256H246ZM148 255H149V254H148ZM240 255H239V256H240ZM242 255H243V254H242ZM253 255H254V253H253ZM253 255H251L252 258H253ZM64 256H66L65 253H64ZM145 256H146V254H145ZM248 256H249V255H248ZM254 256H256V255H254ZM259 256H261V255H259ZM240 257H241V256H240ZM257 257H258V256H257ZM262 257H263V256H261V258H262ZM243 258H244V257H243ZM249 258H250V256H249ZM252 258H251V259H252ZM261 258H260V259H261ZM143 259H144V257H143ZM146 259H147V257L145 258V261H146ZM254 259H255V258H254ZM260 259H259V260H260ZM263 259H264V258H263ZM63 260H64V259H63ZM240 260H242V259H240ZM243 260H245V259H243ZM256 260H257V259H256ZM145 261H143V262H145ZM147 261H148V260H147ZM247 261H248V260H247ZM260 261H261V262L258 261L259 264L262 263V260H260ZM263 261H264V260H263ZM140 262H141V261H140ZM238 262H239V260H238ZM242 262H243V261H242ZM245 262H246V260L244 261V263H245ZM248 262H250V260H249ZM250 263H251V262H250ZM263 263H264V262H263ZM263 263H262V264H263ZM134 264H135V263H134ZM140 264H141V263H140ZM144 264H145V263H144ZM237 264H239V263H237ZM241 264H243V263H241ZM246 264H248V263L246 262ZM251 264H252V263H251ZM253 264H254V263H253Z\"/></svg>",
	"mask_w": 264,
	"mask_h": 264
}]
</instances>
